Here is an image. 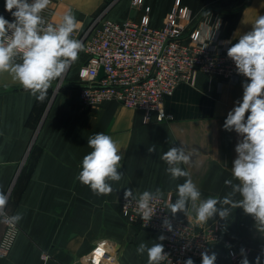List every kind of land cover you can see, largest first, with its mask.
<instances>
[{
    "label": "crops",
    "instance_id": "obj_1",
    "mask_svg": "<svg viewBox=\"0 0 264 264\" xmlns=\"http://www.w3.org/2000/svg\"><path fill=\"white\" fill-rule=\"evenodd\" d=\"M176 1L143 0L135 6L134 0H51L50 7L57 24L71 10L79 31L101 16L139 22L147 15L152 27L161 28ZM179 1L190 10L192 23L207 12L210 26L220 24L222 38L232 45L264 15V0ZM0 15L14 18L5 10V0H0ZM86 60L82 51L63 77L53 81L43 102L11 74L0 73V191L14 202V215L22 216L17 241L0 264H92V252L102 242L113 264H147V253L138 255L136 249L140 243L149 247L161 243L160 234L131 224L121 202L126 188L134 196L159 188L169 205L175 202L177 185L186 178L173 180L161 159L173 146L184 147L190 155L189 163L180 166L190 173L201 199L223 198L231 191L225 180L237 182L232 166L242 137L223 125L228 112L242 100L247 77L241 74L237 84H230L198 73L192 83L178 85L165 99L172 119L157 122L155 116L146 120L142 111L115 101L83 104L79 72ZM98 132L110 135L123 156L118 171L124 175L119 181H109L113 188L109 195H97L76 179L83 157L92 151L88 138ZM152 144L157 150L149 153ZM171 215L222 234L223 241L212 249L215 264H241L244 256L249 264H264V230L242 208L233 209L228 220L217 215L207 223L198 222L194 211ZM3 229L1 225L0 239Z\"/></svg>",
    "mask_w": 264,
    "mask_h": 264
},
{
    "label": "clouds",
    "instance_id": "obj_2",
    "mask_svg": "<svg viewBox=\"0 0 264 264\" xmlns=\"http://www.w3.org/2000/svg\"><path fill=\"white\" fill-rule=\"evenodd\" d=\"M50 3L51 0H5V10L14 20L10 22L0 15V73L11 74L14 81L40 102L45 100L53 81L63 77L84 51L83 43L72 37L79 22L71 10L63 15L58 25L47 23L41 15ZM227 55L234 61L237 72L249 81L243 84L242 100L228 112L223 125L225 130H234L242 137L235 148L238 155L232 166V177L237 182L225 180L231 191L223 198L201 199V192L190 173L180 166L189 163L190 155L184 147L173 146L161 159L167 163L166 171L173 180L186 179L177 185L178 198L169 205L170 212L188 215L194 211L198 222L207 223L217 215L228 220L233 209L242 208L264 230V15H259L253 29L241 35ZM87 145L92 151L83 157L82 170L76 179L97 195H109L113 191L109 181H119L124 175L118 171L122 167L121 149L103 132L90 136ZM156 150L155 144L147 148L149 153ZM163 195L157 188L155 192H142L137 199L131 188L124 190V200H135L140 216L148 221L154 215L152 202ZM237 196L240 199H236ZM7 203V195L0 191V217L14 226L22 216L19 213L9 216L5 211ZM164 224L171 230L168 220ZM164 239L163 235L159 237L160 241ZM136 252L138 255L147 253V264H162L168 259L162 243L151 247L140 243ZM201 257V264H215L217 258L215 253L206 251ZM184 264H194V261L188 258ZM241 264H249L246 256Z\"/></svg>",
    "mask_w": 264,
    "mask_h": 264
},
{
    "label": "built area",
    "instance_id": "obj_3",
    "mask_svg": "<svg viewBox=\"0 0 264 264\" xmlns=\"http://www.w3.org/2000/svg\"><path fill=\"white\" fill-rule=\"evenodd\" d=\"M142 3L143 0H134L133 5ZM50 4L41 15L47 23L58 25L53 20ZM206 14L192 23L190 10L177 0L161 28L152 27L150 18L144 15L139 22H117L101 16L88 28L74 30L72 37L83 43L87 56L79 72L83 104L100 106L115 101L142 111L146 120L155 116L157 122H164L172 119L165 110V99L174 94L178 85L192 83L198 73L237 84L241 74L227 55L232 43L222 38L220 24L210 26ZM101 70L104 71L102 79L99 78ZM168 206L167 198L153 201L154 215L148 221L140 216L135 200L121 202L131 224L165 237L161 243L168 259L162 264L202 259V252L212 254L213 247L223 241L222 234L213 227L175 219ZM5 211L12 216L6 208ZM165 220L170 222L171 230L165 226ZM1 225L4 229L0 258L11 252L20 234L18 224L10 225L0 217ZM105 247L106 242H102L92 252V264H113L114 258ZM98 252L100 259L97 260Z\"/></svg>",
    "mask_w": 264,
    "mask_h": 264
},
{
    "label": "rangeland",
    "instance_id": "obj_4",
    "mask_svg": "<svg viewBox=\"0 0 264 264\" xmlns=\"http://www.w3.org/2000/svg\"><path fill=\"white\" fill-rule=\"evenodd\" d=\"M135 6H136V5H135ZM6 207L8 208L9 213H10L11 215H14V202L11 201V200H10V202H9V200H8V203H7V206H6Z\"/></svg>",
    "mask_w": 264,
    "mask_h": 264
},
{
    "label": "water",
    "instance_id": "obj_5",
    "mask_svg": "<svg viewBox=\"0 0 264 264\" xmlns=\"http://www.w3.org/2000/svg\"><path fill=\"white\" fill-rule=\"evenodd\" d=\"M103 76H104V71H103V70H101V71H100L99 78H100V79H102V78H103ZM141 228H142V227H141ZM86 261L90 262V259H87Z\"/></svg>",
    "mask_w": 264,
    "mask_h": 264
},
{
    "label": "bare ground",
    "instance_id": "obj_6",
    "mask_svg": "<svg viewBox=\"0 0 264 264\" xmlns=\"http://www.w3.org/2000/svg\"><path fill=\"white\" fill-rule=\"evenodd\" d=\"M96 259H97V260L100 259V253H99V252L96 253Z\"/></svg>",
    "mask_w": 264,
    "mask_h": 264
},
{
    "label": "trees",
    "instance_id": "obj_7",
    "mask_svg": "<svg viewBox=\"0 0 264 264\" xmlns=\"http://www.w3.org/2000/svg\"><path fill=\"white\" fill-rule=\"evenodd\" d=\"M7 211H8V208L6 207ZM9 212V211H8Z\"/></svg>",
    "mask_w": 264,
    "mask_h": 264
}]
</instances>
